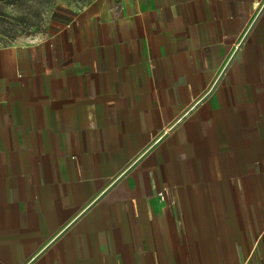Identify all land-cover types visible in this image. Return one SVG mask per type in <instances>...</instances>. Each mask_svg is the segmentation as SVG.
Listing matches in <instances>:
<instances>
[{
    "label": "crops",
    "instance_id": "obj_1",
    "mask_svg": "<svg viewBox=\"0 0 264 264\" xmlns=\"http://www.w3.org/2000/svg\"><path fill=\"white\" fill-rule=\"evenodd\" d=\"M0 264H264V0H92L0 47Z\"/></svg>",
    "mask_w": 264,
    "mask_h": 264
},
{
    "label": "rangeland",
    "instance_id": "obj_2",
    "mask_svg": "<svg viewBox=\"0 0 264 264\" xmlns=\"http://www.w3.org/2000/svg\"><path fill=\"white\" fill-rule=\"evenodd\" d=\"M92 0H0V47L39 43Z\"/></svg>",
    "mask_w": 264,
    "mask_h": 264
}]
</instances>
